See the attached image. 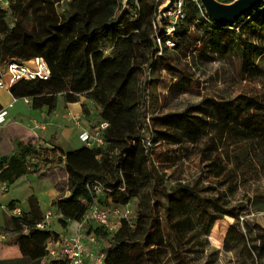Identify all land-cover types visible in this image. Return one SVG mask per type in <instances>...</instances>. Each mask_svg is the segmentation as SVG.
Here are the masks:
<instances>
[{"label": "trees", "instance_id": "1", "mask_svg": "<svg viewBox=\"0 0 264 264\" xmlns=\"http://www.w3.org/2000/svg\"><path fill=\"white\" fill-rule=\"evenodd\" d=\"M162 3L133 0L121 16L118 14L124 3L120 0H10L9 10L0 7V68L4 71L13 61L42 56L51 69L48 80H20L11 87L12 93L31 98L35 109L47 107L49 111L56 109L60 94L71 103L84 96L100 106L105 115L101 122L109 123L102 131L104 145L92 148L84 144L66 151L58 160L49 155L55 150L43 152L32 142L23 143L11 156L0 157V182L9 187L26 174H35L50 177L56 184L59 176H66L57 184L60 195L53 201L52 214L80 223L85 222L95 200L89 188L92 180L104 185L105 192L98 201L105 206L130 204L147 186L156 203L164 196L170 238H165L159 224L156 226L155 209L141 212L135 222L123 220L113 233L100 224L94 230H84L110 242L104 264H195L188 245L209 236L215 223L227 215L235 219L225 245L234 264H264V227L254 219L241 221L248 201L227 206L221 198L204 194L208 188L202 190L186 182L166 188L153 161L152 141L147 144V136L154 131L148 117V69L163 65L180 73L181 79L170 88L178 94L198 89L194 74L207 58L218 57L236 65L244 80L264 78V1L233 24L217 23L202 5L185 1L184 17L170 35L168 19L162 23L158 20ZM168 41L173 43L172 52L163 48ZM262 92H242L220 100L207 98L213 109L210 116L191 113L201 112L197 107L154 116L162 126L155 131L160 139L178 145H183L186 136L194 140L207 137L209 141L200 153L207 168L202 169L223 179L220 185L227 184L231 190L257 176L263 166ZM221 148L227 159L220 156ZM258 197L250 201L261 212L264 202ZM109 199L110 205L106 203ZM28 201V212L11 215L7 224L0 226L5 242L31 262L18 264H69L66 257L43 263L48 241L63 237L38 226L45 222V214L35 195Z\"/></svg>", "mask_w": 264, "mask_h": 264}, {"label": "rangeland", "instance_id": "2", "mask_svg": "<svg viewBox=\"0 0 264 264\" xmlns=\"http://www.w3.org/2000/svg\"><path fill=\"white\" fill-rule=\"evenodd\" d=\"M124 1L125 0H120L122 4ZM162 1V5H164L168 0ZM122 13L123 11L119 12L118 15L121 16ZM132 16H134V13H132ZM168 16L169 15L167 14L168 22H170L171 17ZM157 32L159 34V31ZM172 47L173 44L167 43L166 46L163 45L165 52H172ZM202 62L203 63H200V69H197L194 74V78L199 83L198 89L194 92L184 94H178L176 90L170 92L171 86L181 79L180 73L166 70L163 65L155 70L148 69L147 75L151 81L150 90L148 92V117H151L150 123L152 124L154 131L147 137L153 144L152 157L157 170L160 172L161 183L166 188L175 186L178 182L190 183L191 185H196L202 190H206V188H208L209 191L203 192L204 194L214 195L221 198V202L223 204H227V206H233L238 202L247 203L248 201V207L244 211L243 218L241 219L242 223L244 222V219L249 218L254 219L264 227V211H256L253 201H250L251 199L253 200L256 198L259 200L258 196H260V200L264 202V154H262L263 156L261 158V162L263 163V166L260 165L261 169L259 174L250 178L248 181L240 182L231 190H228L227 184L222 186L220 185V182H222L223 179L219 180L215 176H209L208 173L202 169L205 167V163L202 162L200 153L204 143L209 141L207 137H201L194 140L186 136L184 137L185 140L183 145H178L167 140L160 139L159 134L155 131L162 130V126L153 119L154 116L166 113L183 112L190 108L195 109V107H197V110H201V112L191 110V113L204 117L210 116L213 109L210 105L211 101L207 98L220 100L222 98H233L242 92H257L258 90L264 92V78H259L255 81L244 80L241 78L236 65L228 64L224 60H220L218 57L215 59H203ZM261 65L264 68V60H262ZM0 70V74L6 73L5 70L3 71L1 68ZM78 98L79 101L84 98L85 103H83L84 105H81V109L83 117L86 121L85 124L89 127V129L92 128V131H96L100 122L105 118V115L100 109V106L95 102L87 100L84 96H79ZM2 101L3 98H0V102ZM64 102H67L65 95L60 94L57 106L61 108V110L65 109ZM21 103L22 102H19L17 105ZM59 126L63 128V131L50 136L49 140V128L40 130L36 127L37 131L23 129L25 134H22V138H24V142H51L52 145L57 146L58 149H47V147H44L43 144H39L38 147L41 148L43 152H46L45 150H55L56 153L54 154H50L49 152L47 153L51 156L57 157L58 160V158L63 156L66 152V150L59 146L58 142H62L61 140L63 139H70V137L74 134L77 135L75 130L76 127L74 128V126H76L75 123L74 126L72 125V122L70 124L67 123ZM196 142H198V144H195ZM220 151V156L227 159L225 149L221 148ZM27 161H30V158H27ZM62 173H64L63 169ZM34 177L35 179L34 182L31 181L32 183L24 180L21 183L11 184L9 191L5 192L0 190V203L3 204L9 202L14 193L17 200L20 201L18 203L19 207L25 209L28 204L24 202V199L27 198L31 191H36V193L41 195L44 208H47V192L43 183H48L47 181L42 180L44 178L40 179L37 175ZM47 178L51 180L50 177ZM210 187L215 189H209ZM110 202V199L106 201L108 205H110ZM130 204L132 209V222L137 220L141 212L148 213L150 212V209H155L156 214L153 217V220L156 226L159 224L165 238H170L165 219L164 196L162 197L161 195L160 201L156 203L149 186H147L143 188L137 198H133L131 200ZM5 209L6 208L0 206V210L2 211V213H0L1 226L6 225L8 222L7 211ZM50 217H52V214H50L49 217L47 215L45 217L46 228L51 227L48 221L51 220ZM53 219L55 222L51 225H54L53 227L57 230L64 232V228H67V234L65 235H72L77 229V225L75 223L72 224L71 227H67V224L70 223L69 220L58 217H53ZM84 220V230H94L93 228L99 225V223L94 220H86L85 218ZM234 222L235 219L227 215L224 219L218 220L215 223L209 236H203L195 243L188 245L191 249V256L195 264H234L231 260L232 254L225 251L228 231ZM109 237H113V234ZM102 242L105 247L110 245V242L107 239ZM22 258L23 256L19 249L15 246L7 244L5 239L0 236V264L31 263L23 260ZM165 258L166 257H163V260Z\"/></svg>", "mask_w": 264, "mask_h": 264}, {"label": "built area", "instance_id": "3", "mask_svg": "<svg viewBox=\"0 0 264 264\" xmlns=\"http://www.w3.org/2000/svg\"><path fill=\"white\" fill-rule=\"evenodd\" d=\"M185 1L188 0H176L174 9L167 13L171 17L169 22L170 25L167 28L168 35L173 33L175 25L179 18L184 17L183 7ZM190 1L196 2L198 5H201L200 0ZM0 7L5 10H9L10 0H0ZM158 41L161 42V39L159 38ZM168 44L173 43L171 41H168ZM5 72V74H0V92L2 90H8L9 92H11V87L16 82L23 79L48 80L49 78H51V69L49 67V64L42 56H36L24 62L13 61L8 64ZM18 100H23L28 104L31 103V98L29 97H18L14 95L11 103L7 107L0 110V126L7 120L8 109L12 107ZM74 120L76 125L75 127L81 129L79 138L85 145H87L88 147L97 148L105 144V140L102 136V131L109 125L107 121L101 122L96 131H89L83 128V119L81 120V118L79 117H74ZM38 127L45 129V124H38ZM147 144L151 145V141L149 139ZM89 188L95 200L92 202L86 213V220H94L112 233L121 226L123 220L132 222L131 204L113 207L105 206L98 201V197L103 195L105 192V187L102 182L99 180H92L91 182H89ZM2 190L7 191L8 185L4 184L2 186ZM47 216L49 217L50 213H48ZM38 226L40 228H44L45 222L38 224ZM0 236L1 238L5 239L4 235L1 234ZM87 241H90L92 243L100 242L97 236L87 235L84 231V223H81L79 231L71 237L51 239L48 241L47 255L43 259V263L49 258L56 259L60 257H66L69 260V264H87ZM99 257L100 258L98 260H102L104 263L105 250L101 252Z\"/></svg>", "mask_w": 264, "mask_h": 264}, {"label": "crops", "instance_id": "4", "mask_svg": "<svg viewBox=\"0 0 264 264\" xmlns=\"http://www.w3.org/2000/svg\"><path fill=\"white\" fill-rule=\"evenodd\" d=\"M1 57V55H0ZM1 71V70H0ZM15 94L9 92L8 90H2L0 92V98H3V101L0 102V110L2 108L7 107ZM16 96V95H15ZM7 98V99H6ZM6 99V100H5ZM19 102H22L21 104H18ZM84 103V98H82L80 101L77 102H64L65 109L61 110L58 106L56 109L49 111L47 107H43L41 109H35L32 107V103L28 104L24 102L23 100H18L14 103L12 107L8 109V115H7V120L4 124L0 126V157H9L11 156L15 150H17V147L22 145L23 143H28L24 142V138H22V134H25L23 129H30V130H35L37 129L43 130L41 127H38L37 124H45V129L49 128V134H48V140L49 137L54 135L55 133H60L63 131V128H61L59 125H64L67 123H71L74 126L75 120L74 117H83V112L81 109V105ZM27 105V106H26ZM83 122L82 126L84 129L92 131L87 127L85 124V118L83 117ZM35 124V125H34ZM37 129H36V128ZM75 128V126H74ZM76 134L70 137V139H63L61 140L62 142H58L59 146L63 148L64 150H73V149H78L79 147L83 146L84 143L82 140L79 138V134L81 132V129L75 128ZM9 134V135H6ZM34 145L38 147L39 144H43L44 147L47 148H54L58 149L57 146L52 145L51 142H32ZM64 156V155H63ZM33 163H36V159L33 160ZM29 168H33L32 166H29ZM61 167H55L54 171L57 169H60ZM51 173V172H50ZM35 174H26L25 176L19 178L15 183H21L22 181H28L29 183L34 182L35 179ZM66 179L67 177H61L59 176L58 180H55L56 184L52 180H49L47 177L42 179L43 181H47L48 184L43 183V185L46 188V199H47V208H44V205L41 200V195L36 193V191H31L29 195L27 196L26 199H24V202L28 204L26 208L19 207L18 203L20 201L17 200L16 195L13 193L11 200L6 203H0V206L3 208H6L5 210L7 211V218L11 215H20L22 212H28L30 209L29 206V198L32 195H35L41 205V208L43 210V213L48 215V213L52 214L54 211L53 207V201L60 195V191L57 187V184L59 183L60 179ZM32 181V182H31ZM36 181V180H35ZM13 183V184H15ZM6 184V182H0V190H2V186ZM11 185V184H10ZM10 185L8 187V190L10 189ZM4 191V190H3ZM6 192V191H5ZM14 209H11V208ZM20 214H19V212ZM0 213L2 211L0 210ZM53 214L52 217H50L51 220H48L50 223V230L55 231L57 233H60L62 237L64 238H69L75 233H77L80 229V222L69 220L70 223L67 224V227H71L72 224L77 225L76 231L72 235H65L66 229L64 228V232L61 230H57L55 227H53L55 220L53 219ZM46 222V221H45ZM1 226V225H0ZM64 234V235H63ZM107 247V246H106ZM106 247L103 245V242H97V243H92L90 241H87V264H104L103 261L98 260L100 257V254L103 250L106 249Z\"/></svg>", "mask_w": 264, "mask_h": 264}, {"label": "water", "instance_id": "5", "mask_svg": "<svg viewBox=\"0 0 264 264\" xmlns=\"http://www.w3.org/2000/svg\"><path fill=\"white\" fill-rule=\"evenodd\" d=\"M264 0H234L222 2L220 0H200L206 14L215 22L221 24H233L241 16L251 12ZM133 0H125L123 13L128 11ZM176 0H168L159 10L158 20L160 23L167 19V13L174 9Z\"/></svg>", "mask_w": 264, "mask_h": 264}]
</instances>
